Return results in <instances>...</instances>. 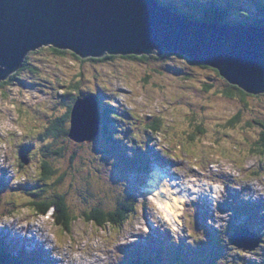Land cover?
<instances>
[{
    "label": "rangeland",
    "instance_id": "1",
    "mask_svg": "<svg viewBox=\"0 0 264 264\" xmlns=\"http://www.w3.org/2000/svg\"><path fill=\"white\" fill-rule=\"evenodd\" d=\"M159 1L196 13L192 0ZM216 1L231 7L230 26L264 25V0ZM182 55L94 61L44 47L1 83L0 264H264V155L255 148L264 93ZM92 96L101 128L82 144L66 132L76 97ZM58 119L64 133L45 135ZM23 155L30 163L20 167ZM45 162L55 171L46 181ZM163 183L184 201L173 208L183 212L176 231L156 208L166 204ZM58 195L77 218L69 232L55 225L54 208L38 216L30 207ZM127 201L122 224L100 228L85 219L94 207L120 212ZM241 228L261 241L255 251L233 246Z\"/></svg>",
    "mask_w": 264,
    "mask_h": 264
},
{
    "label": "water",
    "instance_id": "2",
    "mask_svg": "<svg viewBox=\"0 0 264 264\" xmlns=\"http://www.w3.org/2000/svg\"><path fill=\"white\" fill-rule=\"evenodd\" d=\"M230 25L192 20L159 0H0V83L30 52L53 46L82 59L180 53L248 93H264V26ZM84 105L98 115L94 97L76 101L70 138L79 143L93 141L99 130L77 131ZM98 122L99 115L97 128ZM231 238L246 252L261 242L245 228Z\"/></svg>",
    "mask_w": 264,
    "mask_h": 264
},
{
    "label": "trees",
    "instance_id": "3",
    "mask_svg": "<svg viewBox=\"0 0 264 264\" xmlns=\"http://www.w3.org/2000/svg\"><path fill=\"white\" fill-rule=\"evenodd\" d=\"M192 2H193V4H191V6L196 13L192 12V14L187 15L192 20H199V21H204V22H222V23H228L231 21V19L227 15V12L229 11V9L231 7L228 6L227 4L220 3L216 0H205V1L192 0ZM170 6H171V4H170ZM172 8H173V6H172ZM173 9H175L176 11L178 10L175 7ZM262 10L264 11V7ZM240 22L242 23V25H245V26L246 25H252V22L249 20L240 21ZM258 24H261V22H258ZM51 48L56 53H65V51L59 50L57 48H54V47H51ZM74 56L79 58V59H82L75 54H74ZM115 57L116 56L107 55L106 57L101 58V59H93V58H89V59L94 60V61L95 60L96 61L97 60L105 61L107 59H112ZM148 57L149 56H142V57L130 56V58H137V59H143V60L147 59ZM83 60H87V59H83ZM1 86H2V84H0V87ZM235 89L242 97L245 95L242 90H238L237 88H235ZM227 94L229 96H231L232 93H227ZM77 98L78 97H76V100H77ZM70 115H71V113H70ZM262 126H263V130L261 131L259 141L256 142V144H255V148H257V152H259L261 155H264V124ZM53 130H57V133L54 134ZM153 131L154 132L159 131V127L153 126ZM59 133L60 134L64 133V123H63V120H60V119L56 120L53 123L52 127L49 129V131L45 135L55 136ZM66 133L68 136V133H70V129ZM43 169H44V174H43L44 181L51 178V176L55 173V171H52V169L50 168V166L46 162L43 163ZM128 203H130V201L121 203V209H120L121 211L120 212H117V211L116 212H114V211L106 212V211L102 210L101 208L94 207L89 212H87L85 214V219L89 223H94L95 225H97L100 228H105L108 225L116 226V225L122 224L126 220V215H128L129 212L131 211L130 205H127ZM30 207L32 208V211L35 212L38 216H45L50 209L54 208V212L52 214V219L54 220L55 225L66 229V231H68V232L70 231V227H72L73 223L77 219L76 217H72V218L70 217V215H69L70 213L68 212V209H67L68 205L65 201V198L63 196H60V195H58L57 197H55L49 201H46V200L40 201V202H37L36 200L32 201L30 203ZM0 208H1V206H0ZM2 210H4V209H2ZM4 212L5 211H2L3 215H4Z\"/></svg>",
    "mask_w": 264,
    "mask_h": 264
},
{
    "label": "bare ground",
    "instance_id": "4",
    "mask_svg": "<svg viewBox=\"0 0 264 264\" xmlns=\"http://www.w3.org/2000/svg\"><path fill=\"white\" fill-rule=\"evenodd\" d=\"M201 22H204V21H201ZM206 23H213V22H206ZM258 25L264 26L262 24H258ZM246 26H252V25H246ZM93 97L95 99H97L95 96H93ZM91 115H93V116H91ZM98 115H96L95 108L93 110H91V111H88L86 109V105L81 106V108L79 109V112H78V120H76V123H77L76 125L78 127V130L77 131L80 132V133H88L89 134V133H94L96 131V129H99L98 130V134H99L100 128H101V122H98L99 128H97V117H98ZM71 131H72V126L70 127V133H68L69 138H70ZM92 142H94V140L91 141V142H87V144H90ZM82 144H85V142H83ZM160 189L163 190V193H165V196L162 193V194L159 195V197L163 198L164 199L163 201L166 204H172L173 205V208H175V203H179V201H181V200L179 198L175 197L174 195H169V193H168L169 192V189H167L165 187V184L164 183L162 184V186H160Z\"/></svg>",
    "mask_w": 264,
    "mask_h": 264
},
{
    "label": "clouds",
    "instance_id": "5",
    "mask_svg": "<svg viewBox=\"0 0 264 264\" xmlns=\"http://www.w3.org/2000/svg\"><path fill=\"white\" fill-rule=\"evenodd\" d=\"M160 2V1H159ZM164 4V3H163ZM167 5V4H166ZM168 6H170V5H168ZM171 8H172V6H170ZM174 8V7H173ZM172 8V9H173ZM176 11V10H175ZM177 12H179V13H181L180 11H177ZM183 15H185V14H183ZM186 16V15H185ZM189 18V17H188ZM191 19V18H190ZM197 21H199V20H197ZM224 24H228V23H224ZM45 47H50V46H45ZM51 47H53V46H51ZM42 48H44V47H42ZM41 49V48H40ZM40 49H38V50H40ZM62 51H64V50H62ZM69 51V50H68ZM73 53V52H72ZM74 54V53H73ZM29 55V54H28ZM27 55V56H28ZM120 56V55H119ZM121 57V56H120ZM122 57H124V56H122ZM137 57H141V56H137ZM27 58V57H26ZM25 63H26V60H25V62H24V64H23V67L22 68H24V66H25ZM21 68V69H22ZM20 69V70H21ZM19 70V71H20ZM19 71H17V72H19ZM17 72H15V73H13V74H11V75H15ZM10 78V77H9ZM7 81V80H6ZM6 81H3V82H6ZM3 82H1V83H3ZM0 83V84H1ZM93 97V96H92ZM80 97H78L77 98V100L79 99ZM87 98V97H86ZM81 99H83V98H81ZM76 99H75V102H74V105H75V103H76V101H77ZM96 101H97V106L99 107V103H98V100L96 99ZM71 119H72V113H71ZM72 121V120H71ZM99 122H101L100 120H99ZM70 126H71V122H70ZM106 129V128H105ZM97 136H98V134H97ZM97 136H96V138H97ZM95 138V139H96ZM71 139V138H70ZM94 139V140H95ZM85 144H87V142H85ZM24 153V152H23ZM23 157H26L27 158V156L26 155H23L22 156V158ZM28 161H29V163H30V159H28ZM3 162L2 161H0V164H2ZM28 163V164H29ZM21 166L20 167H23V166H27V165H25L23 162H21ZM50 181H52V180H50ZM188 187H192L191 185H189ZM217 187H219V186H217ZM193 191H196V189H193ZM56 197V196H55ZM54 197V198H55ZM192 199H195L196 197L195 196H193V197H191ZM149 199H151V197H149ZM44 200H46V199H42L41 201H44ZM184 201L183 200H181V201H179V203H175V207L176 208H179L180 207V204H182ZM153 203H156L155 201H153ZM156 208L159 210V219L161 220V221H166L167 222V224L168 225H170L171 227H172V229L174 230V231H176L177 229H176V225L175 224H173V220H175L176 219V216L177 215H182L183 214V212H182V210L179 212V213H177V212H175V211H173V205L172 204H156ZM53 214V213H52ZM13 215L14 216H20V215H23V211H21V212H16V213H13ZM10 217L9 216H7V215H5V216H3V220L5 221V222H8V221H10ZM179 221H177V223H178ZM157 225L156 224H153V227H156ZM0 227H2V225H0ZM144 231L145 232H147L148 231V229L147 228H144ZM196 239H203V237H196ZM58 243H59V241H57ZM122 242V241H121ZM114 243H115V241H114ZM187 243H189V244H191L192 243V241H187ZM194 247H198V245H195Z\"/></svg>",
    "mask_w": 264,
    "mask_h": 264
}]
</instances>
